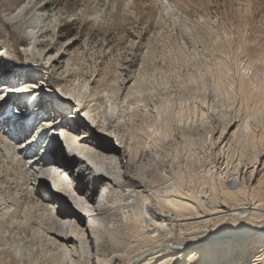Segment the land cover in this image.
Listing matches in <instances>:
<instances>
[{
	"label": "bare ground",
	"instance_id": "1",
	"mask_svg": "<svg viewBox=\"0 0 264 264\" xmlns=\"http://www.w3.org/2000/svg\"><path fill=\"white\" fill-rule=\"evenodd\" d=\"M156 3L164 17L177 11L169 0ZM135 5L136 0H40L39 4L36 0H0V27L8 35L13 31L28 38L25 54L34 61H46L52 70L40 84L47 92L55 89L80 112L70 124L58 117L56 123L62 126L48 134L50 149L40 152L43 159L36 163V170L46 173L44 178L29 166L39 159L32 156L35 147L20 152L14 143L1 142L7 164L15 165L0 176V186L7 183L0 192L4 195L8 191V202L16 205L5 209L6 202L4 215L14 221L22 217L23 224L39 228L38 233L48 235L57 248L67 249L70 257L74 251L86 252L95 264H173L184 257V249L189 261L202 252L204 264H230L237 257L228 250L225 239L231 233L222 231L221 225L225 220L231 221L232 227L242 222L253 230L244 233L246 247L239 259L244 264H264V144L246 146L243 135L235 136L237 130L227 138L236 125L232 121L217 136L222 143L215 146L221 151L216 160L220 166L211 174L217 181L203 195L192 184L193 174L183 175L173 168L178 156L171 154L167 142L183 141L187 127L183 108L174 109L173 87L193 84L195 99L202 101L199 92L208 84L204 73H154L149 77L128 73L121 76L120 86L109 89L73 72L78 63L65 60L67 48L74 43L61 35L65 26L83 18L109 23L121 11L126 16L135 13ZM44 41L49 45L39 48ZM11 48L16 50L15 43ZM226 66L221 64V73H213L214 90L228 88V96L239 90L252 100L264 101L258 73H229ZM6 72L0 71V81L6 82L4 86L15 85L13 80L4 79L9 76ZM73 76L79 79H71ZM25 78L21 80L27 85L20 87L21 91L31 89L37 80ZM127 79L135 80L127 86ZM246 127H252L249 121ZM237 143H243L246 151L237 155L224 152ZM47 156H51L50 161H46ZM84 172L87 180L82 178ZM99 186L103 187L100 195ZM249 192L251 198L247 197ZM82 209L90 224L85 223ZM259 217L262 219L257 221ZM201 228L205 230L199 235ZM209 230H213L211 234L205 232ZM213 233L217 235L212 241L201 243Z\"/></svg>",
	"mask_w": 264,
	"mask_h": 264
},
{
	"label": "rangeland",
	"instance_id": "2",
	"mask_svg": "<svg viewBox=\"0 0 264 264\" xmlns=\"http://www.w3.org/2000/svg\"><path fill=\"white\" fill-rule=\"evenodd\" d=\"M169 1L177 11L165 17L163 15L166 14L156 0H136L135 13L126 16L123 15L124 11H121L120 15L113 17L109 23H94L83 18L65 26L61 35L71 38L70 42H74L67 48L65 60L72 59L74 63H78L73 72L82 73L88 80L92 79V82L95 79L98 82H94V85L109 89L111 85L120 86L121 76L128 73H144L147 74L146 77L154 73H204L208 84L202 89V93L199 92L202 101L199 100L200 97L195 99L197 93L193 84L180 87L181 84L178 83L173 87L174 109L183 108L187 127L183 141L180 139L167 142L171 154L178 156L173 168L181 171L183 175L193 174L195 178L192 184L198 191L203 192V195L204 192L208 193V187L217 181L213 180L216 176L211 175L216 174L215 168L217 171L220 166L216 160L221 151L215 150V146L221 147L222 143L217 136L232 121L236 122V125L229 134L227 133V138L232 131L237 130L235 136L243 135L246 146H251L253 142L256 145L264 144V101L252 100L239 90L230 96L228 88L221 89L225 94L219 89L216 91L213 85L216 79L212 76L213 73H221V64L227 65L229 73H258L257 78L263 82L264 93V0ZM11 32L8 35V32L0 27V34L3 36L0 39V71L6 72L8 68L11 70L6 72L9 76H4V79L13 80L15 85L26 87L27 84H21L26 81L21 80L25 77L35 78L40 82L46 75H51L52 70L47 67L46 61L29 59L28 54L23 51L29 47L30 40L17 32ZM12 43H15V51L11 48ZM43 45L47 47L49 42L39 43L38 47L43 48ZM255 60H258V66ZM248 65L251 69L247 68ZM158 77L161 79L159 74ZM71 79L79 78L73 76ZM134 80L128 82L127 79V86L133 84ZM155 85L158 89L163 87L158 82ZM251 94L254 96L256 91ZM247 121L250 122L251 128L246 127ZM2 141L0 140V165L3 171L0 176L7 174L6 171L13 165L7 164ZM46 141L45 139L44 144ZM212 141L216 144H212ZM46 147L50 149L48 144ZM240 150L246 151L243 143L226 147L224 152L237 155ZM48 159L50 161L51 156H47L46 161ZM57 167L62 169L60 164H57ZM183 179L186 180L184 177ZM6 184L2 186L5 188ZM48 186L51 189V186ZM3 187L1 189H4ZM102 188H98L99 195L103 192ZM0 193V199H3L0 200V217H5V220L0 218V264H95L86 252L74 251L73 258L70 257L67 249L57 248L48 240V235L38 233L39 228L34 224L35 228L29 229V226L21 222L22 217L15 218V221L13 217H9L11 220L8 222L3 207L8 203L6 209L9 204L12 206L14 203L8 202V191L4 192V195ZM250 195L249 192L247 197L251 198ZM14 206L11 209H14ZM81 213L86 216L85 223L90 224L88 213L84 212V209ZM59 218L63 220L62 217ZM261 219L256 218L257 221ZM230 222L223 221L224 226L221 227L224 229L226 224L232 226L233 223ZM203 229L205 230L201 228L197 234L200 235ZM219 229L216 231H220ZM210 230L205 232L211 234L213 230Z\"/></svg>",
	"mask_w": 264,
	"mask_h": 264
},
{
	"label": "snow or ice",
	"instance_id": "3",
	"mask_svg": "<svg viewBox=\"0 0 264 264\" xmlns=\"http://www.w3.org/2000/svg\"><path fill=\"white\" fill-rule=\"evenodd\" d=\"M36 2L39 4L40 0ZM32 70L35 71V69ZM5 83L0 81V140L14 143L20 152H27L35 147L32 156H39L42 151L46 153L48 148L44 144L45 139L50 132L62 126L56 123L57 118L70 124L73 116H80V112L75 111V105L70 100H64L55 89L51 93L47 92L39 81H35L34 86L25 91H21L19 85L4 86ZM23 83L27 84V81ZM42 159L43 156H39V159L31 163L30 167L36 170V163ZM36 175L41 178L46 177V173L39 170H36ZM82 178L88 179L86 172L82 173ZM252 230L249 225L242 222L235 227L225 225L222 229L231 233V236L225 239L228 241V250L237 257L230 264H244L243 260L239 259L246 247L244 233ZM216 235L213 233L207 241H201V243L212 241ZM192 250L199 251L196 248ZM183 251L184 257L175 260L173 264H204L202 252L189 261L188 250Z\"/></svg>",
	"mask_w": 264,
	"mask_h": 264
}]
</instances>
